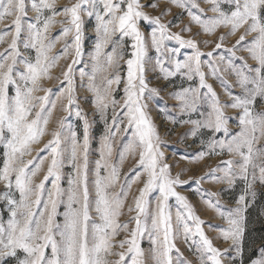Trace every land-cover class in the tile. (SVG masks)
Masks as SVG:
<instances>
[{"label":"snow or ice","instance_id":"6c2138e0","mask_svg":"<svg viewBox=\"0 0 264 264\" xmlns=\"http://www.w3.org/2000/svg\"><path fill=\"white\" fill-rule=\"evenodd\" d=\"M167 2L182 9L199 32L188 38L183 33H191V26L172 32L179 25L162 19L171 9L153 16L142 0H75L60 8L58 0H0V24L10 21L0 30V45H6L0 51V204L8 214L6 220L0 216V264H264V241L251 256L246 242L248 210L257 186L264 188V0ZM85 16L95 21V42L90 70L79 71V87L90 94L104 125L95 149L94 122L77 95ZM141 22L154 25L147 38ZM201 34L215 39L197 40ZM169 41L178 46L169 47ZM185 48L191 52L181 59ZM61 60L66 64L54 93L44 82L53 79ZM150 73L157 81L180 78L181 86L169 93L176 116L164 119L190 126L182 141L200 146L191 163L220 158L204 175H173L149 111L165 89L152 86ZM209 80L219 81L226 100ZM58 108L65 115L49 132ZM73 115L81 131L68 123ZM45 136L50 138L34 155ZM129 158L134 166L124 172ZM208 182L223 186L197 188L221 226L206 224L177 191ZM238 186L233 206H225L224 193ZM206 228L217 232L215 240ZM117 237L122 238L115 243Z\"/></svg>","mask_w":264,"mask_h":264},{"label":"rangeland","instance_id":"374dc122","mask_svg":"<svg viewBox=\"0 0 264 264\" xmlns=\"http://www.w3.org/2000/svg\"><path fill=\"white\" fill-rule=\"evenodd\" d=\"M71 3H75V0H58L57 7H63L66 5H70ZM142 3L145 4L146 8L145 10L148 12V14L153 16H159L162 15V13L166 12L168 9H171V14L163 16L162 19L164 22L171 21L174 25L178 24L179 27L173 26L171 28L172 32H180L182 28L185 26H191L192 32L191 33H183L185 38H188L189 35H195L197 32H199L198 27L195 25H190L189 17L183 12L182 9L176 8L175 6L171 5L167 2V0H142ZM151 3L158 4V7L153 9L150 7H147V5ZM201 7L207 9L206 4H201ZM208 15H212L210 12ZM34 14L30 13L29 17L32 18ZM59 19H63L62 17H58ZM85 20V40H84V57L83 62L81 64L76 65V79H77V85H78V99L80 101V107L84 110V112L88 115V118L90 121H93V127H92V135L95 137L93 141V148H98L99 146V139L104 131V125L103 122L100 121L99 117L94 114V109L92 108L91 104L89 103L90 100V94L87 93V91L84 88H80V80H79V71H89V54L91 53L93 49V45L95 42V33L93 31L94 27V19H89L88 17H84ZM10 23V21H5L4 24H0V30H3L7 24ZM141 30L144 32L146 38L150 36V33L154 30V25L141 22ZM60 31L59 25L57 27L52 29L51 35L55 37ZM222 31H227L222 30ZM197 40L203 41L205 39H215V37L209 38L204 35L196 36ZM236 37L231 38L228 41V44L231 45L235 41ZM169 47H177L175 41H169L168 42ZM6 47V45H0V51H3V48ZM61 50V45L58 44L56 46L55 52H59ZM204 51H208L209 49H203ZM190 49H182L181 50V56L180 58L183 59L186 55L190 54ZM150 56H155L154 52L149 53ZM205 59V58H202ZM66 61L61 60L58 67L53 69L52 71V77L53 79L51 81H45V87H50L53 89V92L56 93L58 91L59 85L56 82V77L60 76L61 70L65 67ZM149 79L152 80V86L155 87H161L165 89L162 92V99H158L153 103H150L149 111L156 122V124L159 127V131L161 134V138L163 140V143L161 145V150L164 152L165 158L167 162L171 165H173L172 172L173 175L176 173H180L181 170H184V173L181 178L184 180H188L189 177L195 176L199 177L201 175H204L206 172L209 171L210 167H215L218 160L220 158L213 157L211 159H207L205 161H202L198 164L191 163V160L195 159V154L200 150V146L198 143L194 142L192 139H187L186 141H182V136L185 132L188 131L190 126H180V125H174L172 123L167 122L164 117L165 115H172L176 116V113L172 111L173 107L176 104L175 100L170 99L169 93L178 89L181 86V80L179 77L174 78L173 80L169 82L164 81H157L154 79V74H149ZM210 83L213 84V87L217 91L218 94H221V99L226 100L227 97L223 96V89L220 87L219 81H213L209 80ZM86 83V81H85ZM184 86H187V82H183ZM42 94V93H41ZM120 93H117V97H119ZM229 115H233L231 111L228 113ZM65 114L61 113L59 108L57 111L53 114L52 120L49 124V132H51L53 129L57 127L58 120ZM178 118V117H177ZM68 123L71 124L72 128L81 131V122L73 115L71 117H68ZM49 136H45L42 140V142L39 145L34 146V155L35 152L39 150V148L43 147V144L47 142L49 139ZM119 146V145H118ZM3 148L0 147V166H2V156ZM43 155V153H41ZM181 157H185V159H181ZM95 158V157H93ZM134 166V161L129 158L128 161L125 162L123 171L129 172V170ZM66 172L70 171V169H65ZM42 176L38 177L37 179H41ZM64 186L66 187V182L64 183ZM198 187H202L203 189L207 191H218L220 188H222V185H218L212 182H208L203 184L202 186H197L196 184H185L182 187H178L177 191L181 192L182 195H186L190 202L194 205V207L197 210V213L201 216L202 219L205 220L206 224H211L213 226H221L222 222L217 216V214L206 207V205L203 203V200L201 199L200 193L197 191ZM137 186H133V194L136 192ZM242 186H238L236 189L232 191H227L224 193L222 197V203L225 204V206L230 207L233 206L231 204L232 201L236 198V196L239 195L241 191ZM0 191H3V186L0 185ZM155 195V194H153ZM131 202V197L129 198V203ZM171 210L173 212V215L175 214L178 205L176 204L175 200L170 201ZM264 211V188L257 186L256 189V198L255 202L252 204V206L248 210V231L246 234V242L248 245V255L251 256L252 253L256 250L258 245L261 241H264V215H261V212ZM0 216H3V218L6 220L8 218L7 212L4 210V207L2 204H0ZM128 217L125 215L122 217V220H126ZM207 234L210 238L217 237V232L212 230L211 228L205 229ZM122 237H117L115 243H118L119 240ZM217 243V246L219 247H227L226 244H224L222 241H215ZM142 247L146 250L149 248V242L147 239L142 241ZM179 247L181 251L184 253V256L190 260H195L194 255L188 250L186 245L183 243L179 244ZM118 250V249H117ZM112 259H115L113 257Z\"/></svg>","mask_w":264,"mask_h":264}]
</instances>
